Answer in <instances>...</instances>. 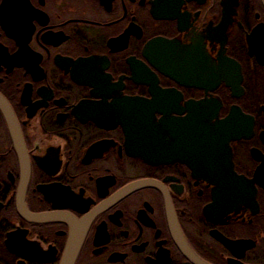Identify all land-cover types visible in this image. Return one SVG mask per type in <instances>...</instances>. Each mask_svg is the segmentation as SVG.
<instances>
[{
	"label": "flooded vegetation",
	"instance_id": "1",
	"mask_svg": "<svg viewBox=\"0 0 264 264\" xmlns=\"http://www.w3.org/2000/svg\"><path fill=\"white\" fill-rule=\"evenodd\" d=\"M0 264H264V0H0Z\"/></svg>",
	"mask_w": 264,
	"mask_h": 264
},
{
	"label": "water",
	"instance_id": "2",
	"mask_svg": "<svg viewBox=\"0 0 264 264\" xmlns=\"http://www.w3.org/2000/svg\"><path fill=\"white\" fill-rule=\"evenodd\" d=\"M230 64H231V72L228 73L227 75V79H230L231 81H234L237 83L236 81V69H238L236 63L234 61H230ZM198 110L200 111V113H202V111H208L207 108L205 107V104L204 102H199L198 105ZM211 109V108H209ZM199 116H203L202 115H199ZM214 118L215 119H218V112L217 110H215V113H214ZM224 124H227V126ZM234 126V129L229 131L228 128L225 129L226 127L232 125ZM199 126L202 127L203 126V123L200 122L199 123ZM204 130L205 133H211L212 131L211 130ZM242 130V120L240 121H237V120H234L233 117H229L227 118L225 121H216L215 122V139H218V134H219V139L220 140H224L226 138H228L229 136L231 138L235 137V133H237L238 131L241 132ZM200 133H202V130L200 129L199 130ZM136 138L141 141V143H144V141H146V136H141V137H138L136 136ZM220 140H216V141H220ZM231 155H229V161H226V163L224 164V166L222 167H217V165L219 164L218 163V160L222 157V155H218L216 153V155L214 156V166H213V170L210 169L209 170V173L210 175L213 176V179L217 182H223V181H228L230 182V189H234L235 187L237 188H240L241 187V184L242 182H248L246 178H244L242 175H239L235 170H234V164L232 162V158H230ZM200 158H202L201 155H199V166H198V169L200 171V173H207V170L205 168V164L201 162ZM216 166V167H215ZM220 186H223V184H219ZM71 255H69L66 259V263H68L69 261H73V256L75 254V250L72 251L70 253Z\"/></svg>",
	"mask_w": 264,
	"mask_h": 264
}]
</instances>
